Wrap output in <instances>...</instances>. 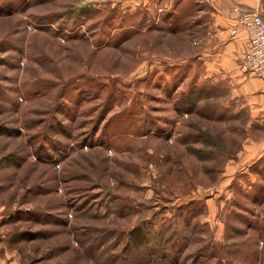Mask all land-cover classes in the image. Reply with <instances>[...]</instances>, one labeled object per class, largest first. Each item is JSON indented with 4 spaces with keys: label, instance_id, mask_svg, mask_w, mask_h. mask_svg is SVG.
Instances as JSON below:
<instances>
[{
    "label": "rangeland",
    "instance_id": "374dc122",
    "mask_svg": "<svg viewBox=\"0 0 264 264\" xmlns=\"http://www.w3.org/2000/svg\"><path fill=\"white\" fill-rule=\"evenodd\" d=\"M212 18L206 0H0L3 255L168 264L124 250L118 230L149 220L187 235L173 264H264L260 78L209 58Z\"/></svg>",
    "mask_w": 264,
    "mask_h": 264
},
{
    "label": "crops",
    "instance_id": "0c3cea01",
    "mask_svg": "<svg viewBox=\"0 0 264 264\" xmlns=\"http://www.w3.org/2000/svg\"><path fill=\"white\" fill-rule=\"evenodd\" d=\"M212 8L216 37L214 53L208 54L209 58H215V64L225 67H239L240 60L249 48V36L247 31L240 29L238 34L233 35L232 30L237 27V19L248 8L260 7L261 0H206ZM212 18V19H213ZM246 89L251 92L260 91L264 94V81L261 79L249 80ZM258 94L253 98L255 101L262 99L264 95ZM264 111V110H262ZM2 219V218H1ZM0 219V223H1ZM2 229L0 228V234ZM4 237V236H3ZM5 254L0 252V264H22L18 254L14 250L5 248Z\"/></svg>",
    "mask_w": 264,
    "mask_h": 264
},
{
    "label": "trees",
    "instance_id": "16d2710c",
    "mask_svg": "<svg viewBox=\"0 0 264 264\" xmlns=\"http://www.w3.org/2000/svg\"><path fill=\"white\" fill-rule=\"evenodd\" d=\"M7 132V129L0 126V136L6 134ZM111 196L113 197V206L116 207V209L112 210L118 212V214L121 213L117 211L118 198L113 195ZM159 214L160 212H157L155 214V222L157 221L156 218L159 217ZM171 225L173 224L167 221L160 226L159 230H156L155 228H153L152 223L149 222V220H143L128 230H121L119 228L120 231L118 230V234L121 233L123 235V240H126L124 246V250L126 249L125 251H138L143 248H147L150 250L151 257H154L153 259H156L157 261H164L168 264H173L174 262L177 263L182 257L184 259V250L185 248H187V246L185 247V245L188 242V237L187 235L184 237V234H181L184 233V231H181V233L177 232L178 237L172 236V232L168 234L167 229ZM98 231L101 233L104 232L102 228H99L97 232ZM109 232L110 230H107L106 234L108 233L110 235ZM111 235H113V231ZM180 235H182L183 238H181ZM153 259L149 258V260ZM155 264L158 263L156 262Z\"/></svg>",
    "mask_w": 264,
    "mask_h": 264
},
{
    "label": "built area",
    "instance_id": "2783aa9c",
    "mask_svg": "<svg viewBox=\"0 0 264 264\" xmlns=\"http://www.w3.org/2000/svg\"><path fill=\"white\" fill-rule=\"evenodd\" d=\"M237 20V27L232 30V34L236 35L243 29L249 36V48L240 60L239 67L243 73L264 81V14L258 8H248Z\"/></svg>",
    "mask_w": 264,
    "mask_h": 264
}]
</instances>
